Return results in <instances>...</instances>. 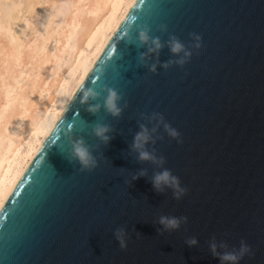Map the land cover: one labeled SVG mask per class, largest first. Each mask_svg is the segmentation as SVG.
<instances>
[{"label": "water", "instance_id": "obj_1", "mask_svg": "<svg viewBox=\"0 0 264 264\" xmlns=\"http://www.w3.org/2000/svg\"><path fill=\"white\" fill-rule=\"evenodd\" d=\"M133 17L162 43L176 35L188 45L196 33L202 47L183 67L151 73L137 62L146 49L129 43ZM169 59L165 46L159 60ZM84 86L115 88L128 107L119 119L93 115L79 103ZM152 112L181 134L177 143L161 127L164 138L148 145L187 189L178 201L153 189L163 169L130 154L138 121L147 124L140 113ZM97 121L114 138L94 151L104 154L99 166L81 172L66 159L67 136L95 148ZM141 169L147 176L131 180ZM161 215L188 219L161 234ZM120 227L126 249L114 236ZM213 236L228 250L241 240L251 247L239 264H264V0H135L1 206L0 264H220Z\"/></svg>", "mask_w": 264, "mask_h": 264}, {"label": "bare ground", "instance_id": "obj_2", "mask_svg": "<svg viewBox=\"0 0 264 264\" xmlns=\"http://www.w3.org/2000/svg\"><path fill=\"white\" fill-rule=\"evenodd\" d=\"M134 1L0 0V208Z\"/></svg>", "mask_w": 264, "mask_h": 264}, {"label": "clouds", "instance_id": "obj_3", "mask_svg": "<svg viewBox=\"0 0 264 264\" xmlns=\"http://www.w3.org/2000/svg\"><path fill=\"white\" fill-rule=\"evenodd\" d=\"M136 18L133 17L135 24ZM137 32L135 40H130L129 43L134 44L137 49L145 48L146 51L138 52L137 62L140 66H144L151 73H156L159 68L164 70L176 65L183 67L188 63L192 57L191 49L199 50L202 47V37L196 33H190L191 43L186 45L176 35H169L167 41L162 43L159 36L151 35V28L147 25L135 24ZM158 30L162 33H167L168 26L161 24ZM167 46L172 56L175 59H169L165 62L159 60V53L163 47ZM153 57L155 60L153 62ZM102 101V102H101ZM123 101V104L121 102ZM79 103L86 106V111L96 115L101 110L109 114L114 119H119L124 110L128 107V103L124 100L123 95L115 88L104 86L99 91L95 87L84 86L80 89ZM140 120H146V123L138 121L139 131L136 132L130 148V154L134 153V159L138 162H150L162 171H156L150 178L153 189L157 193H164L170 189L175 200H180L187 192V189L181 186L179 177L172 174L171 170L164 168L166 159L163 155H157L155 147L151 150L148 145H155L157 140H162L164 137L158 135L161 127L168 137L182 143L181 134L178 130L173 128L171 124L165 121L164 116L159 112H152L151 114L140 113ZM148 125H152L149 127ZM115 132L111 124L103 122H94L91 126V134L95 136L99 144L90 146L86 143L84 138L75 137L68 134L69 149L66 159L70 164L78 163L79 171H92L99 166V161L104 160V154L101 153L99 158L94 154L95 150L100 148V145L108 146L114 136L110 133ZM147 171L145 169L139 170L133 174L131 180H137L141 177H146ZM186 216H167L161 215L157 223L162 225L158 228V233L171 232L178 230L182 224L187 223ZM139 236L140 233L137 232ZM115 239L118 241L121 249L127 248V231L124 227L117 228L114 232ZM196 237H189L185 240V244L189 247H196L198 245ZM209 251L213 258L218 259L220 264H239V262L248 254L251 253V247L244 241H240L239 248L229 249L226 242H217L216 237L213 236L208 242ZM223 250V251H220Z\"/></svg>", "mask_w": 264, "mask_h": 264}, {"label": "rangeland", "instance_id": "obj_4", "mask_svg": "<svg viewBox=\"0 0 264 264\" xmlns=\"http://www.w3.org/2000/svg\"><path fill=\"white\" fill-rule=\"evenodd\" d=\"M54 12H55V9L52 10V14H51V16H50L51 18L53 17ZM46 24H47V23H45V22L43 23V26H42V28H41V33H45V31H46V29H45V28H46Z\"/></svg>", "mask_w": 264, "mask_h": 264}]
</instances>
